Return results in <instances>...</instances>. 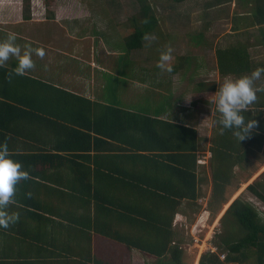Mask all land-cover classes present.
<instances>
[{
    "label": "crops",
    "instance_id": "obj_1",
    "mask_svg": "<svg viewBox=\"0 0 264 264\" xmlns=\"http://www.w3.org/2000/svg\"><path fill=\"white\" fill-rule=\"evenodd\" d=\"M250 2L241 4L245 11L234 16L233 29L240 33L258 31L251 40L234 41L249 46L254 72L255 67H264L254 60L264 48V26L248 24ZM29 3L26 19L23 7L18 10L8 0H0V264H42L46 258H102L107 264H131L133 251H140L117 240L127 237L130 224L110 211L129 198L121 185L115 195H105L108 191L102 192L101 186L115 181L109 175L123 179V174L136 172L143 163L124 156L116 148L121 143L95 132L94 120L104 114L99 106L174 121L188 119V110L177 109L172 97L154 98L155 92L149 94L144 107H123L126 101L120 103L117 98L122 96L114 89L123 82L126 88L145 83L131 78L130 65H119L118 71L107 65L106 50L103 48L100 54L104 56L98 57L97 48L102 47H94L89 40L84 46L87 54L82 56L84 38L74 29L76 24L80 26V19H58V3L53 4L51 13L42 0ZM38 6L41 9L35 12ZM130 18H126L128 23ZM156 18L160 24V17ZM59 24L62 31L54 29ZM87 29L85 26L83 32ZM259 37L261 41L256 42ZM111 69L120 77L118 82L113 80L112 96L102 79L105 74L114 75ZM155 70L159 73L161 69ZM96 79L101 81L97 84ZM49 87L71 95L56 94ZM78 98L95 106L90 108ZM138 98L129 95L128 100ZM80 104H84V112L78 109ZM82 113L91 120L89 129L75 123L82 122ZM95 182L100 186L97 193L86 186Z\"/></svg>",
    "mask_w": 264,
    "mask_h": 264
},
{
    "label": "trees",
    "instance_id": "obj_2",
    "mask_svg": "<svg viewBox=\"0 0 264 264\" xmlns=\"http://www.w3.org/2000/svg\"><path fill=\"white\" fill-rule=\"evenodd\" d=\"M168 1L181 4L187 0ZM137 2L139 14L130 18L132 31L124 37L128 51L141 49L143 39L155 32V26L158 24L153 2ZM252 4L253 11L250 13L248 24L261 27L264 25V0H253ZM29 8V0H24L23 17L26 19L29 18ZM164 54L160 55L159 59H162ZM215 55L220 76H242L251 72V60L245 44L238 43L224 49H216ZM115 68L118 71L119 63L115 64ZM184 70L186 67L183 64L180 68L170 66L167 69L170 74L181 75ZM49 88L56 94L71 95L54 87ZM197 89L200 92H211L215 91L217 86L215 82H198ZM78 99L79 102H86L89 107L95 106L83 98ZM83 106L84 104H80L78 109L83 110ZM99 107L104 110V114L94 120L95 132L123 144L124 146L119 144L116 148L130 160L138 159L143 163L136 172L123 174L126 179L109 175L117 180V183L105 181L101 186L102 192L108 191L105 195H115L116 189L121 185L129 198L127 203L120 202L119 206L117 203L118 207L114 206L110 210L117 214L118 219L130 224L127 237L117 240L142 254L154 257L152 264H183L184 249L180 245L182 240H174L173 221L183 203L192 207L199 199L200 184L205 181L201 173L206 164H199L198 159L199 152L204 148L201 143L205 138L201 140L197 129L184 120L159 119L111 106ZM85 115L82 113L81 123H75L89 129L91 120L89 117H83ZM214 122L212 137L204 153H210V205L214 207V212H218L227 201L226 191L232 183L234 168L246 169L249 157L264 151L263 103L253 108H221L217 111ZM140 152L145 154L140 155ZM96 184L99 183L86 186L89 190L93 187L97 193L100 186ZM258 186L260 187L257 188ZM247 190L264 203V186L254 182ZM222 221L226 228L222 236L215 235L217 241H214L213 245L216 252L208 251L203 254L199 264H244L252 257L254 264H264V212L250 202L236 198L229 205ZM221 256L223 260L220 259ZM126 259L130 261V258ZM39 260L41 259L38 258L37 262H40ZM91 260L94 261L92 264L108 262L102 261V258H90V261L50 258L48 264H91ZM123 264H127L126 261Z\"/></svg>",
    "mask_w": 264,
    "mask_h": 264
},
{
    "label": "rangeland",
    "instance_id": "obj_3",
    "mask_svg": "<svg viewBox=\"0 0 264 264\" xmlns=\"http://www.w3.org/2000/svg\"><path fill=\"white\" fill-rule=\"evenodd\" d=\"M225 1L187 0L181 4H175L168 0H153L152 5L156 6L157 11L155 16L160 17V24L155 26V32L148 34L143 39L141 49L132 51L126 49L124 37L131 33L133 27L126 18L139 14L137 0H42V4L51 13L53 4L58 3L56 7V11L60 15L58 19H80V26L76 24L74 29L75 33L82 32L84 38V41H81L84 49L81 52L82 56L87 54V48L84 47L86 40H89L91 45L94 42V47L97 44L99 48L102 47V49L97 48L98 57H102L103 54H100V51L103 48L106 50L108 55L103 56L108 59L107 65L115 66L116 63L130 65L129 68L132 70L129 71V74L134 76L138 82H145L134 83L133 86L128 84L129 88H126V83L123 82L114 89L122 96L117 98L118 101L120 103L126 101L121 104L123 107L128 106L134 109L144 107V103L150 99L149 94L155 92L154 98L172 97L173 103L177 104V109H187L188 119L183 120L186 123L189 121L197 129L201 140L205 138L206 141H209L201 143L204 148L199 153H201L200 156H203L208 143H210L215 123L214 118L219 109L253 108L261 103H263L264 109L263 68L255 67L254 72L242 76H220L217 71L215 49L234 45L235 38L246 40L247 37L251 40L258 34L255 29L246 33L235 32L233 29L234 16L245 11L241 4L250 0ZM8 2L18 10L24 7L21 0H8ZM37 8H35L37 9L35 12L41 9L39 6ZM249 10L253 11V4ZM52 18L54 19L53 16ZM85 26H88V29L83 32ZM71 27L73 26L71 25ZM60 28L61 24L54 29L61 30ZM39 30L41 29L39 28ZM261 39L262 37H259L256 42H260ZM248 47L247 45V50ZM260 52L262 54L259 55L262 56V59L257 55L254 60L259 64H264L263 47ZM162 54H164L163 58L159 59ZM111 55L113 56L111 57ZM89 58L93 59L92 56ZM181 64L186 67L183 75L170 74L167 71L170 66L180 68ZM255 64L257 63L255 62ZM155 67L161 69L159 73L156 72ZM111 72L114 73L113 76L105 74L102 78L109 86L110 92L113 90V80L118 82L120 79L113 69ZM119 73L123 74V72ZM81 79L85 80L84 75ZM99 80L96 79L97 84ZM198 82L206 84L215 82L217 89L211 92H200L197 89ZM129 95L140 98L129 101ZM154 98L152 97V99ZM152 101H148V103L153 104ZM209 166L208 160L201 173L205 181L200 184L199 199L192 207L183 203L178 209L177 219L174 220V240H182L180 245L184 249L183 264H199L203 254L208 251L216 252L213 245L214 241H217L215 235L222 236L225 233L226 226L223 225L222 217L236 198L250 202L257 209L264 205L247 190V187L254 182L264 186V151L259 152L256 156H250L246 169L234 168L232 183L226 191L227 201L218 212H214V207L210 205L212 185ZM133 252V262L131 261L133 264L154 263V258L151 256L136 250ZM129 253L131 255V250ZM220 259L223 260V256ZM244 264H254L253 257Z\"/></svg>",
    "mask_w": 264,
    "mask_h": 264
},
{
    "label": "built area",
    "instance_id": "obj_4",
    "mask_svg": "<svg viewBox=\"0 0 264 264\" xmlns=\"http://www.w3.org/2000/svg\"><path fill=\"white\" fill-rule=\"evenodd\" d=\"M209 156H210V153L208 151H206V153L203 156H199L198 163L199 164H206ZM260 210L264 212V205L262 206V208H260ZM221 258H222V256H221Z\"/></svg>",
    "mask_w": 264,
    "mask_h": 264
},
{
    "label": "clouds",
    "instance_id": "obj_5",
    "mask_svg": "<svg viewBox=\"0 0 264 264\" xmlns=\"http://www.w3.org/2000/svg\"><path fill=\"white\" fill-rule=\"evenodd\" d=\"M263 206V205H262ZM262 206H259V207H262ZM260 209V208H259Z\"/></svg>",
    "mask_w": 264,
    "mask_h": 264
}]
</instances>
